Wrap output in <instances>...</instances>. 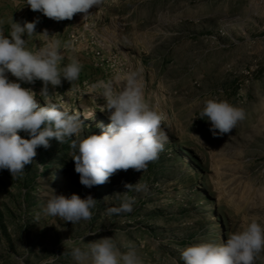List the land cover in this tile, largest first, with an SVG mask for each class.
<instances>
[{
    "label": "rangeland",
    "instance_id": "1",
    "mask_svg": "<svg viewBox=\"0 0 264 264\" xmlns=\"http://www.w3.org/2000/svg\"><path fill=\"white\" fill-rule=\"evenodd\" d=\"M25 4L0 0V30L8 35L12 20L39 17L37 33L50 36H25L27 47L57 41L62 64L82 66L76 81L49 86L48 96L39 95L41 81L22 83L41 106L79 117L84 136L100 134L110 120L100 111L99 85L119 91L136 71L146 98L165 114L168 142L146 171L121 170L90 189L75 172L70 142L54 138L17 178L0 169V264H76L70 250L103 237L121 251L134 244L144 264H183L186 246L220 244L253 219L264 224V0H103L92 15L60 22ZM212 98L245 110L231 133L214 137L210 122L198 118ZM138 182L147 192L125 193V184ZM51 188L66 197L92 195V219L45 216ZM125 195L135 199L133 211L109 214ZM255 264H264V252Z\"/></svg>",
    "mask_w": 264,
    "mask_h": 264
},
{
    "label": "clouds",
    "instance_id": "2",
    "mask_svg": "<svg viewBox=\"0 0 264 264\" xmlns=\"http://www.w3.org/2000/svg\"><path fill=\"white\" fill-rule=\"evenodd\" d=\"M102 3L103 0H26L25 5L33 12L60 22L71 20L78 13L86 18L92 15L90 9H99ZM39 22V17L31 22L12 20L8 35L0 30V169L8 170L13 179L17 178L24 173L26 165L35 162L37 148L48 149L54 138L61 144L70 142L75 172L86 188L107 183L121 170L146 171L149 163L157 160L164 150L168 135L162 127L165 114L146 98L138 72L130 71L119 91L110 82L99 85L102 91L96 98H103L100 111L108 113L110 123L100 134L87 136L83 135L79 117L56 104L41 106L37 93L21 86L39 80L43 84L39 95L48 96L49 86L55 89L61 86L62 80L72 84L82 70L75 60L62 64L64 56L57 41H49L37 50L27 47L25 36H50L47 29L37 33ZM9 73L15 81L9 79ZM245 116L243 108L212 98L204 102L198 118L210 122L209 130L215 137L231 133ZM21 131L29 138H22ZM40 167L43 172L44 165ZM124 187L125 193L148 190V186L140 182ZM52 192L42 208L45 216L72 224L92 219V209L98 202L92 195L82 199L76 194L66 197L56 194L54 189ZM134 203V198L125 195L119 207L108 210L109 214L131 213ZM262 252L264 224L253 219L246 228L231 233L220 244H192L180 249V259L183 264H255ZM70 253L76 264H144L134 244L121 251L112 237L91 241L84 248L73 247Z\"/></svg>",
    "mask_w": 264,
    "mask_h": 264
}]
</instances>
